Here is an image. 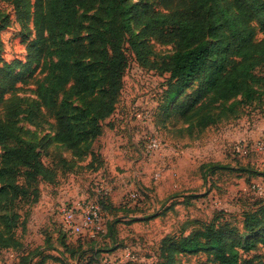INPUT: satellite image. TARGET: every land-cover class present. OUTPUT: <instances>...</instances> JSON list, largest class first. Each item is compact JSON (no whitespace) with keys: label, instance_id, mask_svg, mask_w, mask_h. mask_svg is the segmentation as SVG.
Returning a JSON list of instances; mask_svg holds the SVG:
<instances>
[{"label":"rangeland","instance_id":"obj_1","mask_svg":"<svg viewBox=\"0 0 264 264\" xmlns=\"http://www.w3.org/2000/svg\"><path fill=\"white\" fill-rule=\"evenodd\" d=\"M130 1L137 6L131 32L137 39L145 38L153 51L170 52L173 41L144 34L141 10L146 4L167 11L171 2ZM226 2L233 4V0ZM0 11L7 15L5 26L0 27V66L14 61L6 77L8 81L15 78L12 89L0 98V117L19 109L15 118L19 146L32 149L46 169L45 177L30 178L31 186L15 201L19 244L0 247V264H18L28 258L29 264L40 260L42 264H155L160 260V239L184 228L187 232L197 221L229 220L241 234L243 213L264 200V146L254 143L264 130V94L242 103L239 116L221 119L200 134L193 129L189 135L190 121L163 101L168 73L141 65L126 33L125 66L113 112L98 120L99 131L92 135L93 111L88 110L81 118L84 139L68 147L55 137L57 105L45 106L38 95L39 86L47 83L55 68V45L45 32L38 35L32 18L25 25L18 22L11 2L0 0ZM249 25L255 40L264 38V28L256 20ZM211 39L216 41L217 36ZM257 71L264 72V64ZM62 77L64 88L54 94L58 101L72 83L71 66H64ZM258 86L264 90V83ZM88 98L95 95L73 97L79 112L89 108ZM152 134L161 140L154 151L146 147ZM210 141L208 147L202 145ZM3 150L0 144V154ZM24 172L19 168V183L25 181ZM129 192H137L136 197L128 199ZM82 199L101 203L105 231L95 237L64 231L59 221L62 202ZM3 212L0 205V226ZM111 221H115L113 235ZM261 253L264 246L256 241L241 256ZM203 258V253L176 254L172 264H195Z\"/></svg>","mask_w":264,"mask_h":264},{"label":"trees","instance_id":"obj_2","mask_svg":"<svg viewBox=\"0 0 264 264\" xmlns=\"http://www.w3.org/2000/svg\"><path fill=\"white\" fill-rule=\"evenodd\" d=\"M4 1L12 3L18 22L25 25L32 18L38 35L42 37L45 32L55 45V68L50 70L47 83L39 86L38 95L45 106L57 105L55 137L68 147L84 139L81 118L88 110L93 111L89 118L92 135L99 131L98 120L113 112L125 66L126 33H130L131 49L141 65L168 73L163 101L169 102L170 110L183 120L190 121L186 126L189 135L193 129L199 133L221 119L239 116L242 103L264 94L258 86L264 83V72L257 71L264 64V38L255 40L249 25L254 19L264 28V0H233V4L226 0H169L172 6L167 11L144 4L142 30L161 41H173V49L166 53L153 51L145 38L137 39L131 32L137 6L130 0ZM6 21V13L0 11V27ZM12 63L0 66V98L14 86L15 78L8 81L6 77ZM66 65L73 70V80L58 101L54 94L64 88L62 72ZM92 95L95 98H88L89 108L79 112L73 97ZM18 112V108L10 109L4 119L0 117V144L4 146L0 154V205L4 207L0 247L19 244L14 229L15 201L31 186V177L46 175L35 152L19 146ZM21 167L24 183L18 182ZM109 223L113 235L115 221ZM197 223L187 232L184 228L164 235L158 246L160 260L155 264H172L176 254L195 253L204 254L195 264H264V253L241 256V251L253 249L256 241L264 246V200L243 213L241 234L229 220ZM29 259L18 264H29Z\"/></svg>","mask_w":264,"mask_h":264},{"label":"built area","instance_id":"obj_3","mask_svg":"<svg viewBox=\"0 0 264 264\" xmlns=\"http://www.w3.org/2000/svg\"><path fill=\"white\" fill-rule=\"evenodd\" d=\"M254 143L258 148L264 146V130ZM160 146L161 140L158 135L152 134L147 138L146 147L148 150L154 151ZM236 150L245 152V148L240 146H236ZM136 195L137 192H129L128 199H134ZM58 215L63 229L71 234L95 237L98 233L105 231L104 212L96 199L62 202L58 208Z\"/></svg>","mask_w":264,"mask_h":264},{"label":"crops","instance_id":"obj_4","mask_svg":"<svg viewBox=\"0 0 264 264\" xmlns=\"http://www.w3.org/2000/svg\"><path fill=\"white\" fill-rule=\"evenodd\" d=\"M262 129H264V127H262ZM211 141L210 142H206V143H202V145H204V147H208L210 145Z\"/></svg>","mask_w":264,"mask_h":264}]
</instances>
